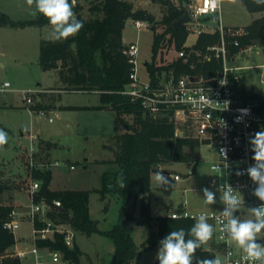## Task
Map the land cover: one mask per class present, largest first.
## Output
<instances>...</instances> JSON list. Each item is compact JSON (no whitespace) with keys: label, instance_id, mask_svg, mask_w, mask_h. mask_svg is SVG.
I'll list each match as a JSON object with an SVG mask.
<instances>
[{"label":"trees","instance_id":"obj_1","mask_svg":"<svg viewBox=\"0 0 264 264\" xmlns=\"http://www.w3.org/2000/svg\"><path fill=\"white\" fill-rule=\"evenodd\" d=\"M75 1L73 11L83 22V28L78 34L66 40H42L39 65L43 71H56L64 90L98 93L100 105L84 109L114 111L125 130L115 136L116 148L113 158L106 162L111 164L113 169L103 173L101 189L54 191L50 188L53 180L50 169L37 170L33 176L41 182L39 198H45L48 203H52L53 200L62 203L59 210L48 214L51 220L56 223H69L77 233L87 237L99 234L108 238L115 248L111 264H132L140 249L133 236L137 227L151 229L141 244V251H153L159 248L160 240L171 231L180 228L188 230L194 225L195 220L192 218L153 216L148 195L152 190L151 176L161 164L191 162L188 148H199L201 144L196 139L177 135L173 112L153 115L141 102H134L121 93L130 82L132 72V64L123 52L125 48L123 31L126 23L128 20H140L148 22L151 26L152 61L146 67L154 80L157 75L161 76L163 73L167 75L170 72L177 76L205 78L215 76L222 62L216 59L204 61L203 56L209 45L220 41V33H204L197 38L193 48L186 46L190 34L188 24L184 23L176 28L175 23L186 15L188 0H151L161 10L162 17L159 19L148 10L136 9L134 4L127 0H91L90 14L85 16L83 5ZM241 1L251 13L264 11V5L257 6L252 0ZM69 2L71 3V0ZM30 26L50 25L43 15L28 20H13L8 14L0 11V28ZM245 28L248 35L237 38L239 46L230 45L232 54L239 51L240 47L264 42V16L253 20ZM230 40L228 38V41ZM172 49L175 51L185 49L189 55L167 58V53ZM252 97L257 99L259 95L255 93ZM194 170L195 167L192 171ZM121 173L125 188H121L117 183ZM7 189L8 187L0 180V194ZM92 192L99 194L102 201L111 197H116L120 201L119 221L109 230H101L98 222L90 215L89 203ZM138 199L140 213L136 217ZM13 210L11 205L0 203V264H23L20 257L7 255L17 243L15 233L4 227L5 221L11 219ZM34 245L41 251H59L73 264H81L82 251L76 243L73 249L67 248L62 235L56 234L51 239L36 240ZM214 249L215 246L206 249L202 245L195 255L199 259L215 258Z\"/></svg>","mask_w":264,"mask_h":264},{"label":"rangeland","instance_id":"obj_2","mask_svg":"<svg viewBox=\"0 0 264 264\" xmlns=\"http://www.w3.org/2000/svg\"><path fill=\"white\" fill-rule=\"evenodd\" d=\"M84 7V15L89 16V5L91 0H77ZM134 3L135 8H146L153 12L157 19L162 17L160 8L154 6L150 0H127ZM221 21L226 28L245 27L252 22V19L264 16V11L253 15L247 9L241 0H221ZM33 6H29L26 0H0V11L8 14L13 20L32 19L31 11ZM207 25H219L213 17H208L204 21ZM51 28L30 26L26 28H0V80H7L18 90L32 89L45 90L34 96L35 100H58L62 105H93L99 100V94L93 92H76L64 90L59 83L56 71H43L39 65V51L42 40H54L50 36ZM198 35L194 32L189 34L186 41L187 47H192L197 41ZM123 39L126 44L137 42L139 46L138 70L142 81L148 80L146 65L152 61L153 31L150 27L137 29L132 20H128L123 31ZM231 52V51H230ZM232 54V53H231ZM178 56V51L170 50L166 57L173 59ZM252 64H260L263 60L260 56L251 59ZM245 63V62H244ZM253 78L246 77L243 81V88L248 93L250 90H264L261 83V71L254 69L250 71ZM250 88V89H246ZM51 88V89H50ZM56 92H52L55 91ZM8 96V95H7ZM6 96V97H7ZM5 97V98H6ZM8 100L12 101L13 109L0 112V129L7 133V143L0 145V178L1 182L8 187L3 194H0V203L13 206L18 213H27L29 200V184L32 170L29 166V156L31 154V141L28 132L34 135H40L52 143L58 145V150L53 153L55 159L60 164L55 165L51 157H47L43 148L47 145L42 143L38 137L33 141L34 163L37 170L44 171L54 169L55 179L53 188L56 190H95L102 188V175L113 168L105 164L113 157L116 148V134L124 132V127L120 124L117 114L114 111L102 113L97 118L87 115L84 112H70L68 115L62 113L58 117L60 109L48 111L45 114H31L22 96L18 93L9 94ZM45 111L44 109H40ZM52 119V121H50ZM129 120V118H127ZM177 127L176 132L182 131L183 137L196 139L193 132L179 120L174 118ZM117 129V131H115ZM199 141V140H198ZM200 142V141H199ZM200 147L188 148L187 152L191 156V162L185 163H164L154 172L161 171L167 178L168 184L158 186L155 177H153L152 186L157 196L156 201L152 195H148L152 207L153 216H166L172 210L177 209L185 201L188 202V211L191 213H209L221 210L223 206L219 201L220 193L217 191V174L211 171L212 149L206 144L200 142ZM15 148L17 153H15ZM87 159L89 162H87ZM75 169L70 170V164ZM192 161H198L195 164ZM104 163V164H103ZM18 164L19 170L9 165ZM14 166V165H13ZM195 167V170H193ZM153 172V173H154ZM174 174L181 176V180H175ZM113 182H111V185ZM208 187L216 192L217 202L213 205L203 203V188ZM6 192V193H5ZM138 199L137 206H139ZM90 213L94 219H99L98 227L101 230H109L119 221L120 201L116 197L102 201L100 196L92 192L90 195ZM136 206V207H137ZM107 208V210H105ZM139 211V210H138ZM139 213V212H138ZM137 211L135 209V216ZM100 223V224H99ZM209 224L213 225L211 222ZM214 228V227H213ZM154 231L156 229H153ZM151 229L139 227L134 235L135 242L139 245V253L132 264H156L155 258L158 249L153 251H141L142 242L148 237ZM17 240V249L32 253L34 248V237L31 233L29 222L20 223L19 229L15 232ZM215 236V229L212 237L204 244L212 242ZM78 233V239L85 243L87 251L95 254L99 252L102 259L99 263L93 264H111V260L103 250H108V244L111 242L108 238L99 234H94L91 239ZM87 240V241H86ZM106 249V250H105ZM141 251V252H140ZM16 248L9 250V256L17 254ZM27 252L26 258H21L23 264H50V256L46 252L40 251L37 255ZM108 252V251H107ZM46 257L47 260H46ZM82 264V263H81ZM83 264H91L90 259H84Z\"/></svg>","mask_w":264,"mask_h":264},{"label":"built area","instance_id":"obj_3","mask_svg":"<svg viewBox=\"0 0 264 264\" xmlns=\"http://www.w3.org/2000/svg\"><path fill=\"white\" fill-rule=\"evenodd\" d=\"M186 6L190 33L194 32L198 37L204 33H220V41L209 45L203 56L204 61L216 59L222 62V66L215 76L208 78L191 75L177 76L170 72L167 75L165 73L161 76L157 75L154 80L147 70L148 80L142 81L138 70L139 46L137 42H131L125 45L123 52L132 64V72L130 82L121 93L134 102H141L142 106L153 115L173 112V118L187 126L195 138L206 146H211L214 157L210 163V169L218 176V186L225 183L230 185L235 190L234 194L241 201L236 215L241 219L252 218L249 208L261 203L252 195L256 185L246 173L237 176L236 172L244 171L254 164L252 159L254 153L251 150L249 138L257 131L264 130V92L257 93L259 98L254 99L252 95L255 93H247L243 88L244 79L247 76L254 77L253 74H250V71L254 69L261 71V83L264 85V42L240 47L239 51L231 54L230 45L239 46L237 38L247 36L248 31L245 27L226 28L222 24L221 0L219 6L215 8L212 6V0H188ZM208 17L215 18L219 25H207L204 21ZM133 23L140 31L150 27V24L145 21L136 20ZM228 38L231 40L228 41ZM188 55L185 49L178 51L180 57ZM198 55L200 54L198 53ZM255 56L262 57L263 61L260 64H252L251 59ZM222 80L226 81L223 86L220 83ZM44 91L18 90L13 87L10 81L0 80V100L11 93H18L22 96L31 114H45L43 110L33 109L34 96ZM225 101L230 102L229 108L221 110ZM239 109H248L249 112L242 115L238 111ZM241 115V122H236V118ZM222 121L224 122L223 125L221 124ZM29 138L31 141L29 166L32 175L29 184L30 204L27 216L31 223L34 243L36 240L51 239L59 234L62 235L65 246L73 249L77 236L73 226L66 222L56 223L48 216L50 212L62 207L61 201L53 200L52 203H48L45 198L38 197L41 182L33 176V168H36L33 159V141L36 136L30 131ZM59 164V162H55L56 166ZM70 168L74 169L75 167L70 165ZM174 178L181 180V176L178 174L174 175ZM187 207L188 202L185 201L180 207L172 210L168 216L176 219H194L201 214L205 215L215 229V242L217 244V249L214 251L216 253L215 258H219L221 264H253L246 253L233 241H230L223 231L220 212L224 205L221 210L197 214L189 212ZM15 215L13 211L11 219L4 223V227L11 232H15L20 227V222L15 219ZM258 243L264 244V238L258 236ZM40 251L34 245L32 253L35 254L36 258ZM43 251L50 256V264H73L59 251ZM26 255V252L18 251L15 256L23 258ZM36 264H40V262L37 261ZM255 264H260V262L257 261Z\"/></svg>","mask_w":264,"mask_h":264},{"label":"clouds","instance_id":"obj_4","mask_svg":"<svg viewBox=\"0 0 264 264\" xmlns=\"http://www.w3.org/2000/svg\"><path fill=\"white\" fill-rule=\"evenodd\" d=\"M257 6L264 5V0H252ZM27 5L33 6L32 17L43 15L51 26L50 36L56 40H66L75 36L83 28V22L80 21L73 5L75 0H26ZM220 0H212L213 8L218 7ZM221 85L226 81L222 80ZM228 101L224 102L221 110L229 108ZM242 115L249 112L248 109L238 110ZM242 115L236 118V122H241ZM222 125L224 122L222 121ZM7 133L0 129V145L7 143ZM251 150L254 153L252 159L254 164L244 171H237L236 175L249 176L256 185L252 191L261 203L258 206L249 208L252 218L241 219L236 213L240 208V199L234 194V189L228 184H222L217 187L220 193L219 201L224 205L220 212L222 217L221 224L223 231L230 241H233L239 248L246 253L248 259L255 264L259 261L264 264V244L258 243V236L264 238V130L257 131L249 138ZM221 171V170H220ZM222 172V171H221ZM158 186L168 184V180L161 171L154 174ZM121 188H125L123 175L117 180ZM203 203L213 205L217 202L216 192L210 188H203ZM194 225L185 230L180 228L168 233L159 242V248L156 259L159 264H221L219 258L199 259L196 257L197 249L201 248L213 235V225L208 223V218L201 214L194 217Z\"/></svg>","mask_w":264,"mask_h":264},{"label":"crops","instance_id":"obj_5","mask_svg":"<svg viewBox=\"0 0 264 264\" xmlns=\"http://www.w3.org/2000/svg\"><path fill=\"white\" fill-rule=\"evenodd\" d=\"M151 1V0H150ZM131 2V1H130ZM133 3V2H132ZM152 3V2H151ZM134 4V3H133ZM153 4V3H152ZM154 6H157L158 8H159V6L158 5H156V4H153ZM135 6V5H134ZM136 7V6H135ZM139 9V8H138ZM142 9H145L146 10V8H142ZM150 12V11H149ZM151 13H153V12H151ZM260 13H262V12H259V13H252L253 15H256V14H260ZM154 14V13H153ZM155 15V14H154ZM260 18V17H259ZM215 19V18H214ZM256 19H258V18H256ZM253 20H255V19H252V21ZM133 21V20H132ZM249 24H251V23H249ZM248 24V25H249ZM248 25H246V26H248ZM245 26V27H246ZM44 27H49V28H51V26H44ZM44 27H42V28H44ZM123 43H124V45H127L126 43H125V41H124V39H123ZM249 77V76H248ZM251 78V77H250ZM246 89H250V88H247V87H245ZM51 89V88H50ZM44 90H48V89H44ZM57 90H55V91H52V92H56ZM262 92H264V90H261V91H256V90H250V92L249 93H262ZM12 94V93H11ZM9 96V95H8ZM7 96V97H8ZM3 98V99H1L0 100V112H2V111H4V110H8V109H13L15 106L14 105H12V101L11 100H8L9 98ZM40 97V100H35V108L37 109V110H40V109H44L45 110V112H48V111H50V112H52L53 110H56V109H60V111H59V113H58V117H61V115H62V113L63 114H65V115H68V113H70V112H84V113H87V115H91L92 116V118H97L98 116H100L102 113H105V112H110L109 110H95V109H84V108H86V107H89V108H94V107H97V106H99L100 105V100H98V101H96L93 105H82V106H75V105H62V104H60L59 102H58V100H55L54 98L52 99L51 98V100H43V97L42 96H39ZM67 107H78V108H81V109H76V110H68V109H66ZM29 133V132H28ZM28 136H29V134H28ZM36 136V135H35ZM36 137H38L39 138V140H41V142L42 143H45L47 146L45 147V148H43V152H45V155L47 156V157H51L52 158V160L53 161H57V159H55V157H54V155H53V153L55 152V151H57L58 150V145L55 143H52L51 141H49L48 139H45L44 137H41L40 135H37ZM30 139V138H29ZM207 147H209L210 148V150L212 149V151H213V148L211 147V146H207ZM17 149L18 148H15V153H17ZM214 157V151H213V153H212V158ZM113 158V157H112ZM111 158V159H112ZM70 162V160H67V164ZM87 162H89V160L87 159ZM70 165H72L71 163H69ZM104 164V163H103ZM105 164H108V163H105ZM14 165V166H13ZM111 167H112V165L111 164H109ZM10 167L12 166L14 169H15V171L18 169L19 170V168H20V166H18V164H11V165H9ZM74 166V165H73ZM75 167V166H74ZM113 168V167H112ZM70 170H73V169H71V168H69ZM75 169V168H74ZM17 172V171H16ZM52 173H53V180H52V183H51V186H50V188H51V190H56V189H54L53 188V181H54V179H55V176H54V169L52 170ZM156 172H154L153 174H152V176H151V185H152V183H153V177H154V174H155ZM175 175V174H174ZM217 178H218V176H217ZM0 180H1V178H0ZM217 180H219V179H217ZM95 189H97V188H95ZM73 190H75V189H73ZM57 191V190H56ZM6 193V192H5ZM99 195V194H98ZM149 195H152L153 196V198L156 200V201H159L160 200V197L159 196H157V194L155 193V191H154V188H153V186H152V190H151V193L149 194ZM223 205V204H222ZM13 207V206H12ZM221 209H222V207H221ZM139 210V211H138ZM151 210H152V207H151ZM14 212H15V219L16 220H18L20 223H22V222H29L30 223V221H29V217L27 216V213H26V211H25V213H23V214H20V213H18L17 212V210L15 209V210H13ZM136 211H137V214H136V217L137 216H139V213H140V203H139V206H137L136 207ZM139 212V213H138ZM90 215H91V217H92V219H94L93 218V216H92V214L90 213ZM94 220H96V221H98L99 222V219H94ZM100 224V223H99ZM30 225H31V223H30ZM139 227H137L136 229H135V231H134V235H135V233H136V231H137V229H138ZM83 235V234H82ZM133 235V236H134ZM85 235H83V237H84ZM86 238L85 239H87V240H89V239H91V237H93V235L92 236H90V237H87V236H85ZM86 240V241H87ZM135 240V239H134ZM18 243V242H17ZM17 243H16V245H15V248H16V250L17 251H20L21 249H17ZM76 244H77V246L80 248V250L82 251V253H83V255L81 256V263L83 264V260L84 259H90V261H91V264H93V263H99L100 262V260L102 259V257H101V255L99 254V252H97L96 253V255L95 254H92V253H89L88 251H87V246L85 245V243H81L80 241H79V239H78V233H77V236H76ZM137 244V243H136ZM138 245V244H137ZM139 246V245H138ZM213 246H215V249L214 250H216L217 249V244H216V242H215V236H214V240L212 241V242H208V245L205 247L206 249H212L213 248ZM114 245H113V243L112 242H110L109 244H108V252L107 251H104L103 250V255H105L106 256V254L108 255V257L110 258V260H112V256H113V253H114ZM106 250V249H105ZM24 252H28V251H24ZM42 252H44V251H42ZM29 253V252H28ZM47 254V253H46ZM29 256H31V254L29 253L28 254ZM26 257H27V255H26ZM26 257H24V258H26ZM47 258L48 257H46V260H47ZM111 262V261H110ZM35 264H36V262H35Z\"/></svg>","mask_w":264,"mask_h":264},{"label":"water","instance_id":"obj_6","mask_svg":"<svg viewBox=\"0 0 264 264\" xmlns=\"http://www.w3.org/2000/svg\"><path fill=\"white\" fill-rule=\"evenodd\" d=\"M188 21H189V15L186 14L180 21L175 23V27L177 28L178 26H180V25H182L184 23H187ZM177 135L180 136V137H183V134H182L181 131H178Z\"/></svg>","mask_w":264,"mask_h":264}]
</instances>
